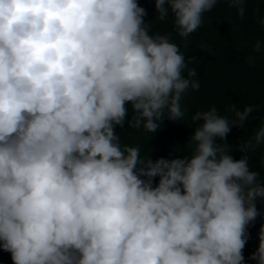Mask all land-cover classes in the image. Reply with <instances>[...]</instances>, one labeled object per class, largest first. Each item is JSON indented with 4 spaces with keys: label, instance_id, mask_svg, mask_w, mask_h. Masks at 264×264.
Here are the masks:
<instances>
[{
    "label": "clouds",
    "instance_id": "clouds-1",
    "mask_svg": "<svg viewBox=\"0 0 264 264\" xmlns=\"http://www.w3.org/2000/svg\"><path fill=\"white\" fill-rule=\"evenodd\" d=\"M219 2L155 0L156 18L186 42ZM227 2L244 17L246 0ZM146 15L137 0H0V248L13 264H243L264 197L246 153L264 144V123L240 159L214 138L254 105H233V119L196 111L188 156L122 145L116 126L155 133L200 88ZM251 259L264 264V224Z\"/></svg>",
    "mask_w": 264,
    "mask_h": 264
},
{
    "label": "trees",
    "instance_id": "trees-1",
    "mask_svg": "<svg viewBox=\"0 0 264 264\" xmlns=\"http://www.w3.org/2000/svg\"><path fill=\"white\" fill-rule=\"evenodd\" d=\"M137 3L146 9L144 20L150 34L172 33L186 62L191 60L188 66L196 69L194 79L199 81L200 88L198 91L189 89L183 95L184 119L172 121L165 117L155 133L131 128L127 120L123 128L116 126L121 144L138 145L140 155H149L153 160L188 156L195 148L190 136L203 123L191 120L196 111H207L215 106L220 115L233 119V105L241 111L245 105H254L256 109L242 126L230 125L224 140L214 138L216 144L226 142L229 154L240 159L244 155L240 145L251 139L264 123V26L258 22V17H264V0H246L243 18L227 0H220L212 11L204 14L203 24L186 42L176 35L171 18L165 21L156 18L155 0H137ZM257 41L262 45L260 52L253 50ZM131 115L129 105L127 119H131ZM246 154L250 170L259 173L258 179L264 186V144ZM158 181L159 177H155L154 186ZM256 207L261 215L247 228L249 238L242 250L243 264H258L251 256L258 249L259 229L264 224V197L256 198ZM0 264H13L11 253L2 248Z\"/></svg>",
    "mask_w": 264,
    "mask_h": 264
}]
</instances>
